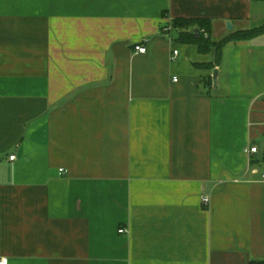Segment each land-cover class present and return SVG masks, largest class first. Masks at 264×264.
Here are the masks:
<instances>
[{"label":"crops","instance_id":"0c3cea01","mask_svg":"<svg viewBox=\"0 0 264 264\" xmlns=\"http://www.w3.org/2000/svg\"><path fill=\"white\" fill-rule=\"evenodd\" d=\"M176 18L219 41L263 24L264 0H0L7 264L264 260V33L217 64Z\"/></svg>","mask_w":264,"mask_h":264},{"label":"trees","instance_id":"16d2710c","mask_svg":"<svg viewBox=\"0 0 264 264\" xmlns=\"http://www.w3.org/2000/svg\"><path fill=\"white\" fill-rule=\"evenodd\" d=\"M191 25H194L195 28L187 30V26H191ZM172 27L179 29L180 31L179 39H181L184 42L195 44L198 47L199 51L201 52H204L210 47L214 46L216 48L217 64L219 63L220 60V49L228 42L249 40L264 33V23H263L256 27L235 31L223 37L219 41H213L210 39L209 35L207 36L204 35V32H208L210 27V23L206 19L176 18L172 21ZM195 29L198 30L197 35L194 32ZM252 165H257L258 167L264 170V153L261 156V158L254 160L252 162ZM249 264H264V260H251Z\"/></svg>","mask_w":264,"mask_h":264},{"label":"built area","instance_id":"2783aa9c","mask_svg":"<svg viewBox=\"0 0 264 264\" xmlns=\"http://www.w3.org/2000/svg\"><path fill=\"white\" fill-rule=\"evenodd\" d=\"M171 28L172 27H171L170 24L165 23L161 27V33L166 35V34L169 33V31L171 30ZM146 41H147V39L143 40L140 43L134 44L133 45V51L136 52V53H145L146 52V45H145V42ZM173 55H177V50H173ZM173 81L176 82L177 81V78L176 77H173ZM248 152L251 153V154L252 153H257L258 152L257 146H249ZM14 159H15V155H10L9 156V160L13 161ZM59 171L61 173H64L65 172V170L62 169V168ZM260 176H261V180L264 181V171L261 172ZM202 203L204 205H207L209 203V197L208 196H203ZM117 231L120 234H126V233H128V229L125 226L119 227ZM0 264H7L6 258H0Z\"/></svg>","mask_w":264,"mask_h":264},{"label":"water","instance_id":"95a60500","mask_svg":"<svg viewBox=\"0 0 264 264\" xmlns=\"http://www.w3.org/2000/svg\"><path fill=\"white\" fill-rule=\"evenodd\" d=\"M226 25H227L228 29H231L232 26H231L230 22H227ZM194 32H195L196 35L198 34V30L197 29H195ZM214 74H215V72H214Z\"/></svg>","mask_w":264,"mask_h":264}]
</instances>
